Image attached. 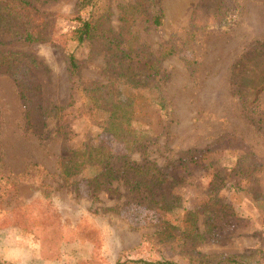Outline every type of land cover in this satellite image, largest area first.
I'll return each instance as SVG.
<instances>
[{
	"label": "rangeland",
	"instance_id": "1",
	"mask_svg": "<svg viewBox=\"0 0 264 264\" xmlns=\"http://www.w3.org/2000/svg\"><path fill=\"white\" fill-rule=\"evenodd\" d=\"M78 1L0 0V264L264 263V0H160L162 23L135 18L131 46L130 0ZM90 9L112 42L68 38ZM124 101L148 137L122 157L102 127ZM92 137L112 153L107 178L68 161ZM148 167L161 183L138 184Z\"/></svg>",
	"mask_w": 264,
	"mask_h": 264
},
{
	"label": "trees",
	"instance_id": "2",
	"mask_svg": "<svg viewBox=\"0 0 264 264\" xmlns=\"http://www.w3.org/2000/svg\"><path fill=\"white\" fill-rule=\"evenodd\" d=\"M94 0H79L77 4L78 10L83 8L85 5H90V7L95 3ZM104 10L99 11L97 9H90L87 12L85 17H81L80 14H76L74 17L75 26H73L69 33L68 38L72 41H76L80 43L87 39H90L92 35L99 34L106 41L111 40V36L108 34V31L102 27L103 18H104ZM123 20V31L122 34L126 38V42L129 46H131L134 40V36L130 32V26L133 23L135 18H139L143 23L150 24L153 26H158L162 23L163 12L160 6V0H130L126 3V8L122 14ZM124 37L122 39H124ZM25 39H32L29 33H26ZM41 40H50L52 38L40 37ZM64 42L65 39L60 40ZM173 52V49L169 43L161 44L156 50V59L151 61V63L146 67L151 72L158 71V63L159 60L168 56ZM68 67L69 73L72 77L77 75V64L75 62V58L73 55L69 54L68 56ZM154 94L152 97V101H150V105L156 107L158 109H162L164 102L163 97L160 94L159 87L156 86L153 88ZM24 97V95H21ZM25 121L28 128L32 130L36 129L35 121H33V109L25 103ZM107 112L106 117L103 119V127L102 130L104 132H108L112 135V137L121 143L122 152L120 153L122 157H125L137 146V144L148 137V134L140 129L134 128L131 125V107L130 102H116L110 106V109ZM98 135V134H97ZM97 137V136H96ZM92 137L90 140V144L87 146H82L76 149H72L71 156L68 161L74 164H82L87 159H95L98 163V167L100 170V175L103 178L109 177L112 173L111 168L107 166L109 158L111 156V152L109 147L103 142L101 138ZM138 184H142L145 187L153 186L157 183H161L162 178L157 173L154 168H146L140 174L138 178ZM191 226V225H190ZM87 242V241H86ZM92 243V241H89ZM105 263L103 260H101ZM219 263H227V264H264V263H250L246 260H239L232 257H227L222 260H217L213 264ZM106 264V263H105ZM114 264H178L170 260H142V259H125V260H116ZM187 264H203V262H191L189 261ZM206 264V263H205Z\"/></svg>",
	"mask_w": 264,
	"mask_h": 264
}]
</instances>
